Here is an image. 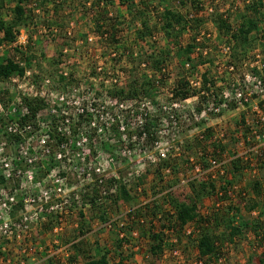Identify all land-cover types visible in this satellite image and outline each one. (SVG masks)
<instances>
[{
	"label": "rangeland",
	"instance_id": "1",
	"mask_svg": "<svg viewBox=\"0 0 264 264\" xmlns=\"http://www.w3.org/2000/svg\"><path fill=\"white\" fill-rule=\"evenodd\" d=\"M16 1L5 0L6 20L14 17ZM89 1L99 4L98 0H24V8L28 11L27 25L17 30L19 33L15 43L0 44V61L15 60L24 64L23 67L30 72L26 79L8 81L7 85L0 87V178L1 174L7 173L5 164L10 165V172L12 176L14 174L12 179L4 180L0 188L14 196L18 204L11 212L15 222L13 233L4 236L0 242L3 253L0 254V264H7V261H10L9 264H48L51 261L53 264H72L76 257L73 244L82 241L85 243L82 249L95 250L100 246L109 250L110 264H199L195 238L191 241L187 238L192 227L182 232L178 226L170 223L175 220L171 219L175 204L186 206L195 215L205 217L218 211L227 212L230 206L239 207L243 219L262 222L263 234L264 197L260 200L263 209L252 212L249 209L254 198L252 185L258 181L264 185V161L258 160L259 155L252 151L258 148L255 132H259L247 129L242 123V118H245L256 125V102L250 108L226 110L221 115L208 111L198 114L197 107L203 110L206 104L202 105L203 101L200 104L203 99L192 94L195 90L208 93L213 79L217 81V86L225 82L228 84L234 80V76L238 78L240 70L244 69V64L237 61V65L241 66L239 68L235 64L238 71L232 72L227 68L231 60L225 49L231 42L220 39L211 19L212 14H229L230 24L235 31L243 20L241 15L246 14L248 8L256 7L259 1L264 4V0H200L205 11L202 13L203 24L198 25L197 30L193 29V23L188 25L187 31H183L184 37L181 35L177 42L167 38L157 16L151 23L153 35L140 42L136 35L138 30L143 29L140 21L133 19L119 0L107 7L101 4L96 8V17L89 12ZM168 7L184 18H191L189 9L183 8L175 0H169ZM260 8L258 5L259 11ZM95 22L107 27L116 26V40L120 44L111 39L104 41L97 33ZM262 28L264 22L260 25V30ZM198 31L202 35L197 36ZM22 36L26 38L25 45ZM2 38L0 32V42ZM194 41L196 47L192 53L182 55V47ZM256 44L257 47L249 51L250 61L264 60L263 57L256 58L263 50V43L259 41ZM66 49L67 54L64 53ZM141 49L157 53L165 62L164 74L137 64L138 74L150 77L154 83L152 97L141 105L160 114L155 119L159 136L155 144L138 143L135 138L132 139L138 124L129 112L136 104L115 101L109 95L116 84H125L129 80L126 74V68L130 69L128 58L132 51L139 54ZM253 50L257 52L255 57L251 55ZM26 53L32 57L30 66L21 59L22 54ZM113 53L119 57L115 58ZM65 73L67 76L62 75ZM204 74L208 75L207 89H204ZM63 76L65 83H61ZM47 80L50 83H46ZM179 80L188 84L187 91L191 93L182 102L174 100L172 95ZM35 93H44L48 104V110L40 118L44 124L49 123L50 116H55L51 114L55 106L66 110L70 125L79 121L78 108L89 106L88 115L97 127L99 123L103 127L100 126L98 132L93 134L84 123L87 132L83 136L88 135L85 138L87 141L77 146L75 153H61L59 161L51 156L42 159L38 137L43 133L37 129L33 133L25 132L18 136L17 141L14 138L17 135L8 132L13 124L20 123V100ZM121 116L125 117L124 123L128 127L122 126L119 140H107L109 149L114 151L107 152L102 149L100 136L105 129L114 126L117 118L122 122ZM207 128L213 130L212 137L201 141L200 137ZM215 140H222L226 146V153L220 160L222 165L225 164L224 170L223 167L220 169L223 171L222 177L218 174L219 168L206 169L201 160L203 145L209 146ZM35 157L39 158L28 162L29 158ZM235 158L244 167L240 174H234L228 168ZM15 171H21L23 175L18 177ZM31 171L34 177L32 181L28 175ZM213 175L215 177L211 178ZM234 178L229 201L211 198L196 202L190 194V181L218 180L224 185V182ZM97 184L107 186L110 194L101 193L98 204L91 206L83 201L82 195L90 194L92 197ZM120 186L127 188L130 197L117 204L114 199ZM168 191H173L172 195ZM26 201L31 215L37 208H43L39 219L31 225L29 235L16 231L18 222L26 212ZM148 206H158L161 210L157 219L147 217L153 220L152 224L148 221L141 224L133 214ZM52 207L54 210L50 209ZM163 226L167 228L164 232L170 246L155 257L151 254L149 236L150 233L165 230ZM82 229L84 235L79 234ZM18 233L28 237L18 240ZM77 236H80L79 239ZM118 241L124 242L122 256L116 254ZM263 258L264 238L247 232L234 245L226 246L223 258L212 264H260ZM74 263L85 264V258L78 257Z\"/></svg>",
	"mask_w": 264,
	"mask_h": 264
},
{
	"label": "trees",
	"instance_id": "2",
	"mask_svg": "<svg viewBox=\"0 0 264 264\" xmlns=\"http://www.w3.org/2000/svg\"><path fill=\"white\" fill-rule=\"evenodd\" d=\"M96 1V0H95ZM99 4L96 5L95 2H88L90 5L89 12L93 13L92 16L96 17L98 15L96 13V8L100 7L103 4L104 7H107L110 3H114L115 0H98ZM179 3L183 8H188L191 18L188 19L187 17L184 18L183 15L179 14L175 9L168 7L169 0H119L120 4L126 7L128 14L133 17V19H139V23L141 24V30H138L137 40L144 42L148 37L153 35V30L151 28V23L153 18L156 16L159 18L160 22L162 23V29L165 32V35L168 39L177 40L181 37H184L183 31H187V26L193 23V29L197 30L198 25L203 24L202 20V13H204V4L200 0H175ZM260 5V10L258 9V5L254 8L249 9L248 12L244 15H241L242 22L238 30H233L230 24V16L227 13H215L212 14L211 19L214 25L217 27L219 31L220 39L230 42L233 44L231 49L230 55V63L231 65L236 64L237 62L244 64L245 61H248L249 51L251 49H255L257 46L254 44L258 43L259 41L263 43V50L260 51L259 55H256V50L251 52L253 57L255 55L258 57H263L264 59V28L260 30V25L264 22V4L261 1L258 2ZM24 0H17L16 6L14 9V17L12 20H6L4 15L5 10V0H0V32L3 34V38L0 44H13L17 40V36L21 27L27 25L28 21V14L27 10L24 8ZM252 10V13L249 11ZM128 21V20H127ZM136 24V21H133ZM97 25L98 34L104 41H113L114 43L120 44L118 40H116V32L115 27H107L105 24ZM130 25H132V21H130ZM196 25V26H195ZM124 26V25H123ZM118 31V30H117ZM111 35V36H110ZM197 36L202 35L200 31L196 34ZM109 36L111 38H109ZM256 38V39H255ZM197 39V38H196ZM196 41V40H195ZM195 41L193 43L188 44L185 48L182 47L180 53L182 55L186 54L189 55L192 53V50L196 47ZM177 45V43H176ZM257 45V44H256ZM177 46H180L179 44ZM255 46V48H253ZM114 57H119L117 53H113ZM118 55V56H117ZM24 63L30 66L32 62V57L28 56V54H22L21 58ZM128 66L130 69H127V75L129 80L125 82V84H116L114 88L110 90V97L112 100L125 102L130 101L136 104L133 110H130L129 113L131 114L132 119L137 120V127L133 132L132 139L135 138L138 143H146V144H155L158 141V132L155 125V119L157 115H160L159 112H155L150 110L149 108H145L144 105L142 107L141 103L144 100H149V97L152 96V88H154V83L150 77L139 75L138 74V66L141 67H150L154 70V72L164 74V67L165 62L163 58L159 56L157 53L152 52L151 50H144L141 49L139 54L132 51L130 53V57L128 58ZM147 61H144V60ZM237 61V62H235ZM258 61V60H256ZM118 62V61H117ZM147 62V63H146ZM264 62V60H262ZM235 66V67H236ZM239 67V66H238ZM241 67V66H240ZM239 67V68H240ZM237 71L239 70L236 68ZM241 72V70H240ZM26 73V69L21 66V63L16 62L15 60L10 59H3L0 61V82H8L14 77H23ZM208 75L204 74V89H207V84L209 83ZM151 79V80H150ZM236 79V76L233 77ZM66 78L63 76L61 83H65ZM236 80H231L228 84L225 82L220 86H217V81L215 79L211 80V89H208V93L203 90H195L194 95L195 97H199L201 100L199 103L203 101V104H206L202 110V107H197V113L202 114L203 111L209 109L210 102L214 101L215 106H220L225 102V99L221 98L223 91L226 88L233 90L235 86ZM226 85V87L222 86ZM228 86V87H227ZM188 84H184L182 80L177 82L176 87L173 90V99L182 102L187 100L191 93L187 91ZM220 87V88H218ZM214 88L216 89L214 91ZM210 101V102H209ZM137 102V103H136ZM259 108L264 113V99L259 101ZM201 105V106H202ZM246 107H250V103L245 104ZM237 104L232 102L229 106L230 110H236ZM47 110V105L45 99L40 96L37 97H23L22 98V114L20 112L19 121L22 126L32 125L41 131L38 123V117L41 116ZM215 114L210 112V114ZM41 118V117H40ZM49 123L47 124L48 127L45 130L47 135L50 137V141L48 146L51 150V157L54 160L59 161L58 156L61 153H65L66 151L76 152L78 143L81 142V136L86 134L87 128H84V123H87L90 131L93 134H96L99 130V127L102 126L99 123V127L95 122V126L92 124L94 123L93 118H90L88 113H80L78 114V123L70 125V127L66 128V121L69 120L67 116L63 114H58L57 116H50ZM90 118V119H89ZM123 119L120 122L117 118V122L114 120V126L111 129H105L103 135L101 134V144L102 149L107 152H114L113 150L109 149V144L107 140L109 139L112 142L114 139L119 140V134L122 130V126L127 125L125 122V117L121 116ZM243 125L246 124V119L242 118ZM259 129H264V124L257 125ZM103 127V126H102ZM128 127V125H127ZM101 128V127H100ZM135 128V127H134ZM98 129V130H97ZM261 131V130H259ZM113 133V138L112 134ZM213 130L211 128H207L202 136L200 137L201 141H205L206 138L212 137ZM43 133V131H41ZM92 135V134H91ZM110 135V136H109ZM88 135H86L87 137ZM111 137V138H108ZM83 136V138H86ZM17 141H19L18 136L14 137ZM82 138V139H83ZM91 140V136L89 137ZM121 140V138H120ZM133 141V140H132ZM132 141H130L132 143ZM67 144V146L62 149L63 144ZM211 149V150H210ZM203 153L201 154V160L204 162V167L207 169L211 167L213 169L214 165L212 161H215L219 165V170H224L223 163L220 162L222 157L226 153V146L223 144L222 140H215L209 146L203 145ZM63 156H65L63 154ZM238 158V157H236ZM231 161L228 165V168H231L234 174H240L244 169L242 162L239 159ZM258 160L264 161L260 156H258ZM262 163V162H261ZM260 163V164H261ZM264 163V162H263ZM263 164H261L262 166ZM215 166V167H216ZM264 166V165H263ZM226 167V166H225ZM264 168V167H263ZM218 169V168H216ZM223 173L222 170L218 172L221 176ZM223 175V174H222ZM215 177V175L211 176V178ZM219 177V176H218ZM222 177V176H221ZM219 177V178H221ZM222 181L224 179H221ZM235 182V178L232 181L224 182L222 185L220 181H190V194L192 195L193 199L196 202H202L207 199L217 198L222 200L223 202L229 201L232 191L234 189L233 184ZM5 181L3 178H0V184H4ZM220 184V185H219ZM95 186H98L95 185ZM107 186H98L93 189L92 197L90 194H83L82 199L86 201L91 206H95L98 204L99 195L101 193H106L107 195L110 194L109 190H106ZM253 191V200L252 205L249 206L250 211H255L258 209H263V206L260 202L262 197H264V185L261 182H255L252 185ZM118 196H116V203L126 200L130 197V193L128 192L125 186H120L117 188ZM173 191H168L169 195H172ZM106 195V196H107ZM245 197V196H244ZM115 203V204H116ZM222 203V202H221ZM247 205V204H245ZM161 210V207H153L151 208L148 206L145 209H140L139 211L133 214L134 219H137L138 222L141 224L151 223L153 220L147 219V217H152L153 219H157L158 214ZM233 214V215H232ZM241 209L239 207H229V210L226 212H215L211 216H198L195 215L192 209L187 208L186 206L175 204L174 205V215H171V219H175L174 222L170 221L171 224H175L180 228V231L187 232L189 227H192V231L187 233L188 240H193L195 238V249L198 255V262L199 264H212L220 261L221 258L224 256V251L226 246L234 245L235 241L245 235L247 232H253L257 238L263 239L264 233L263 225L260 220L257 221H249L245 220L240 217ZM261 214V213H260ZM82 215V213H81ZM264 215V212H263ZM148 221V222H147ZM165 227V226H163ZM162 232H154L150 233L149 239L151 241V254L155 257L159 256V254L164 253L165 247H169L167 241V236L164 231H166V227ZM223 229V230H222ZM173 231V230H172ZM80 235H84L83 229L79 231ZM80 236L76 238L79 239ZM73 244V251L76 254V257L73 259L76 261L78 257L85 258V264H110V251L106 250L105 248H101L97 246L95 250L93 249H82L84 247V242H74ZM124 242L118 241L116 247V254L118 256H122L121 251L124 248ZM0 254L2 253V248L0 246ZM73 261L72 264H75ZM48 264H53V262H49ZM260 264H264V258L261 260Z\"/></svg>",
	"mask_w": 264,
	"mask_h": 264
},
{
	"label": "built area",
	"instance_id": "3",
	"mask_svg": "<svg viewBox=\"0 0 264 264\" xmlns=\"http://www.w3.org/2000/svg\"><path fill=\"white\" fill-rule=\"evenodd\" d=\"M212 11V10H211ZM228 15H226L225 17H227ZM21 39L23 40V45L26 44V38H24L23 36L21 37ZM90 41H92V39H90ZM232 43L231 45H229L226 49L225 52L228 55L229 59H230V55H231V49H232ZM65 54L68 53V50L66 49L64 51ZM260 58V57H258ZM258 60V61H245L244 62V69L241 70L240 75L238 76V78L234 79L236 80L235 82V86L233 88V90H228V88H226L223 91L222 97L223 99H225V102L220 105V106H215L214 101L210 102V106L209 109L205 110L204 113L208 112H213L215 113V115H221L224 111L226 110H230L229 106L232 102H235L237 104V109L239 108H248L246 107L245 104L250 103V107L251 104L256 102V106L254 107L256 110V125L255 124H250L248 122V120L246 121V128L247 129H254L255 131L259 132V134H256V138H257V142L259 143L258 148L253 149L252 151H254L257 155H259L263 160H264V129H259V127L257 125H262L264 124V113L261 111V109L259 108V101L264 99V62ZM71 62V61H69ZM24 64H21V66L23 67ZM230 71L232 72H236L237 69L234 65H228L227 67ZM101 70V68L99 69ZM30 75V72L26 71L25 75L23 77H14L13 79H11L10 81H14L16 82L17 80H23L26 79L27 76ZM64 76H67V74H62ZM46 83H50V80H47ZM7 85V82H0V87ZM40 96L43 99H45V95L44 93H35L34 96H25V97H37ZM64 97L61 98L62 101H64ZM21 105H22V99L20 100ZM46 105L47 102H46ZM2 107V106H1ZM249 107V108H250ZM48 110V109H47ZM90 111V107L87 106V108H78V114L80 113H89ZM93 111V110H92ZM13 112H16V109H13ZM24 113V111H22ZM22 113V114H23ZM63 114L65 116H68V113L66 112V110L62 109L59 106H55L52 109L51 114L57 116L58 114ZM40 117H38V123L41 131L43 132V135H41L40 137H38V144H39V149H40V154H41V158H47L51 156V150L48 146V143L50 141V137L49 135H47V133L45 132V130L47 129L48 125L44 124L43 122H41ZM21 123L16 122L15 124H13L9 129L8 132L10 133H14L17 136H22L23 133L28 132V133H33L34 131H36L37 128H35L32 125H26V126H22L20 125ZM66 128L68 129L70 127L69 124V120L66 121ZM93 126H95V122L92 124ZM253 125V126H251ZM255 125V126H254ZM19 128H21V132L19 130ZM38 130V129H37ZM261 130V131H259ZM39 131V132H41ZM83 142H79L78 146H81L82 143L86 142V139L82 140ZM67 146V144H63L62 149H64ZM66 152H68L67 150H65ZM39 157H35V158H29L28 162L32 163L34 160H37ZM58 159H61V155L58 156ZM212 164L214 165L213 168H219V165L216 166L217 164L215 163V161H212ZM216 166V167H215ZM5 168L7 169V173L4 172L2 175V178L4 180H10L12 179V174L10 172L11 168L9 164H5ZM13 169V168H12ZM14 171V169H13ZM15 175H17L18 177H21L23 174L21 171H15ZM29 179L30 181L33 180V171L29 172ZM106 194V193H104ZM28 201H26V212H24L22 219H20V222H18L16 231L23 232L26 235H29L31 232V225L35 224V222L39 219V215L41 212H43V208L39 207L37 208V210H35V212H32V215L30 214L29 210H27L29 208V206L27 205ZM18 204H16L15 202V198L14 196H10V194H7L6 191L4 189L0 188V242L2 240V238L4 236L7 235H12L13 233V227H15V222L12 219L11 215H12V211L14 207H17ZM51 210H54V208H50ZM26 235H21L20 233H18V235L16 236L18 240H21L28 236ZM5 250V249H3ZM10 261H7V264H9Z\"/></svg>",
	"mask_w": 264,
	"mask_h": 264
}]
</instances>
